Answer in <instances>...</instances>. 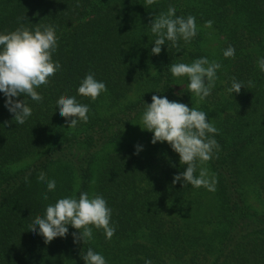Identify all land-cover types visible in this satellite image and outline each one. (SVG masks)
<instances>
[{
	"label": "trees",
	"instance_id": "obj_1",
	"mask_svg": "<svg viewBox=\"0 0 264 264\" xmlns=\"http://www.w3.org/2000/svg\"><path fill=\"white\" fill-rule=\"evenodd\" d=\"M170 5L177 16L196 18L197 34L176 46L166 41L154 55L149 25ZM21 23L55 26L53 60L61 70L36 89L42 102L18 98L32 108L22 125L0 93V264H85L88 248L107 264H264V72L257 66L264 0H0V31ZM229 46L235 56L225 58ZM199 57L222 65L202 101L188 92L186 76L169 70ZM89 73L107 87L95 100L77 94ZM233 78L245 87L229 95ZM62 95L89 106L86 123L68 128L55 112ZM152 95L205 111L217 128L219 150L197 169L216 177L215 191L173 183L185 165L142 129ZM136 145L143 146L139 154ZM41 173L57 182L47 201ZM81 192L106 199L115 227L110 239L94 226L85 243H74L79 230L70 225L66 237L50 243L28 231L47 204Z\"/></svg>",
	"mask_w": 264,
	"mask_h": 264
},
{
	"label": "clouds",
	"instance_id": "obj_2",
	"mask_svg": "<svg viewBox=\"0 0 264 264\" xmlns=\"http://www.w3.org/2000/svg\"><path fill=\"white\" fill-rule=\"evenodd\" d=\"M211 24L212 21L207 22L209 27ZM149 27L156 37L151 48L154 55L161 53L166 41L176 46L181 39L189 43L197 34L196 18L192 15L177 16L176 9L171 5L166 13L156 15ZM57 47L58 36L52 24H38L31 29L21 23L13 31H0V93L5 97L4 106L13 114L17 125L24 124L32 115V108L26 99L18 98L24 95L37 103L42 102L44 98L36 89L47 85L49 78L61 70L59 61L53 60ZM223 55L225 58L234 57L235 49L229 46ZM257 66L264 72V56L258 57ZM221 67L218 62L199 57L191 63H174L169 70L175 78L186 76L188 92L202 101L211 94ZM242 86L245 87L243 82L233 78L227 92L229 95L239 93ZM106 91V83L96 79L94 73L87 74L77 88L78 95L92 100ZM144 105L142 129L153 133V144L167 142L179 155L180 164L185 165L182 172L174 175L173 183L182 182L183 186L187 184L215 191L217 180L214 175L210 176L206 168H200L197 174L198 164L211 160L220 147L214 138L218 130L207 118V113L178 101H170L166 96L152 95L151 103L144 101ZM55 112L65 118L68 128H74L78 123L89 120L90 108L78 102L76 96L62 95L56 101ZM135 147L136 154L143 150L142 145ZM37 182L46 186V192L41 195L47 201V193L56 190V180L41 173ZM111 217L112 209L102 195L90 197L87 192H81L78 198L66 196L47 204L44 215L37 216L28 231L50 243L54 238L66 237L70 225L79 230L72 233L74 243H85L93 239L94 226L102 228L105 237L110 239L115 233ZM82 259L85 264H107L105 257L92 248L87 249ZM145 264H152V261L145 260Z\"/></svg>",
	"mask_w": 264,
	"mask_h": 264
},
{
	"label": "rangeland",
	"instance_id": "obj_3",
	"mask_svg": "<svg viewBox=\"0 0 264 264\" xmlns=\"http://www.w3.org/2000/svg\"><path fill=\"white\" fill-rule=\"evenodd\" d=\"M28 162H29V160H24V161H21L20 163H18L16 166L17 167H22V166L26 165ZM253 198L254 197H251V201H252L253 204H256V200H255V198L253 200Z\"/></svg>",
	"mask_w": 264,
	"mask_h": 264
}]
</instances>
